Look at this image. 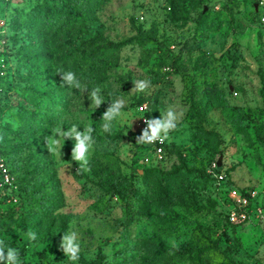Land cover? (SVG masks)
<instances>
[{"label":"rangeland","instance_id":"1","mask_svg":"<svg viewBox=\"0 0 264 264\" xmlns=\"http://www.w3.org/2000/svg\"><path fill=\"white\" fill-rule=\"evenodd\" d=\"M263 10L264 0H0L5 251L20 264H264ZM67 71L87 91L64 83ZM137 80L151 84L132 90ZM168 110L176 128L151 170L136 137ZM73 126L93 128L84 168L74 139L47 144ZM71 231L75 262L60 247Z\"/></svg>","mask_w":264,"mask_h":264},{"label":"clouds","instance_id":"2","mask_svg":"<svg viewBox=\"0 0 264 264\" xmlns=\"http://www.w3.org/2000/svg\"><path fill=\"white\" fill-rule=\"evenodd\" d=\"M61 79L69 86L81 89L83 92L87 91L86 87L81 86L76 79V75L72 71L63 72ZM134 87L132 90L143 92L149 88L150 80H137L133 82ZM101 89L95 87L91 91V100L95 107L98 108L104 103L103 98L99 94ZM123 107V101L120 99L110 103V106L103 113L102 119L105 121L103 128L108 131L111 126V122L121 115V108ZM143 111V109H141ZM177 114L168 110L165 114H161L159 118L145 120L144 123L147 127L143 130L141 135L136 137V142L143 144H151L159 141L163 143L168 139V133L176 128ZM76 126L69 128L67 131H62L57 128L54 129L53 135L48 137L47 144L50 150L56 151V146L61 143V139H74L75 144L71 151V159L73 161L80 162L82 168L88 165V153L94 139L92 137L93 128L87 127L84 131H78ZM56 137H59L56 138ZM28 240L34 241L36 239V233L34 231H28L26 234ZM61 249L65 256L70 261H77L79 259V243L78 234L76 231L67 232L63 235L60 244ZM0 264H20L19 252L15 248H7L5 251L4 242L0 241Z\"/></svg>","mask_w":264,"mask_h":264},{"label":"built area","instance_id":"3","mask_svg":"<svg viewBox=\"0 0 264 264\" xmlns=\"http://www.w3.org/2000/svg\"><path fill=\"white\" fill-rule=\"evenodd\" d=\"M264 21V10L262 12ZM147 127L144 125L143 130ZM143 132V131H142ZM143 144V143H142ZM147 148V154L141 158V162L148 167H157L162 164L165 154V141H156L151 144H143ZM219 180L221 176L217 177ZM13 184V177L5 157L0 152V189L9 187Z\"/></svg>","mask_w":264,"mask_h":264},{"label":"trees","instance_id":"4","mask_svg":"<svg viewBox=\"0 0 264 264\" xmlns=\"http://www.w3.org/2000/svg\"><path fill=\"white\" fill-rule=\"evenodd\" d=\"M76 16H77V19H76V20H79L80 17H79L78 15H76ZM164 156H165V154H164ZM159 167H160V165L157 166V167H148V168H151V170H154V169H157V168H159Z\"/></svg>","mask_w":264,"mask_h":264}]
</instances>
